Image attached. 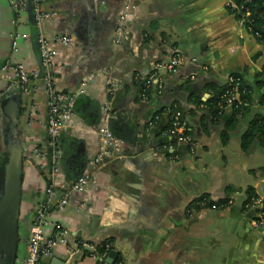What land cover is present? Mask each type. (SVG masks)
<instances>
[{
  "label": "crops",
  "instance_id": "obj_1",
  "mask_svg": "<svg viewBox=\"0 0 264 264\" xmlns=\"http://www.w3.org/2000/svg\"><path fill=\"white\" fill-rule=\"evenodd\" d=\"M16 1L0 0V184L7 141L22 140L23 148L15 264L27 254L30 220L47 184L60 193L99 153L106 113L119 145L90 164L88 184L63 208L52 207L43 232L59 226L66 241L45 263L95 264L88 244L107 240L120 263L264 264V226L245 208L249 187L264 203V141L244 145L250 123L264 116V47L230 12V0H42L47 16L40 23L29 0L19 10ZM40 31L55 49L53 89L77 94L59 150L45 129L49 91L42 77L21 92L2 68L9 60L42 72ZM58 34L71 42L55 41ZM175 53L181 61L168 71L163 64ZM153 71L165 79L162 100L183 107L197 141L192 152L175 139L160 146L147 123L153 110L135 99ZM234 74L254 92L232 123L211 117L204 101L207 82L223 86ZM9 98L18 102L14 124ZM82 241L87 245L70 255Z\"/></svg>",
  "mask_w": 264,
  "mask_h": 264
},
{
  "label": "built area",
  "instance_id": "obj_2",
  "mask_svg": "<svg viewBox=\"0 0 264 264\" xmlns=\"http://www.w3.org/2000/svg\"><path fill=\"white\" fill-rule=\"evenodd\" d=\"M32 12L38 23H40L46 16L47 13L41 9L42 0H29ZM27 2L25 0H18L14 3V7L19 10L25 8ZM229 6L237 7L232 0L229 1ZM121 29V26H119ZM18 34H13L12 36V47H16ZM54 40L59 43L71 42L72 38L66 34H58L54 37ZM39 41V55L40 63L42 66V72L37 68H32L24 65L21 62H10L5 60L2 65V68H9L12 71V75L15 81L18 83L21 92L27 91L30 87L31 81L41 76L44 80L46 89L49 91V100H48V114L45 122V129L48 136L50 145L54 150H59V137L61 131L66 127L74 113V104L77 94L75 92L67 91H55L53 89V75L49 70L53 56L55 54V49L48 45V39L40 31L38 35ZM181 61V56L179 53L173 54L171 59L164 63L163 66L168 71H174L176 66ZM151 82L156 83L157 91L162 90V79L160 75L153 71L145 77V85L148 86ZM228 89L226 93V104L228 107L239 105L243 102V94L247 93V88L244 86L242 79L230 76L228 78ZM143 99H146V95H142ZM157 117V116H155ZM170 125L165 130V133L175 139L179 143H183L187 146L189 151H193L197 145V141L188 129V119L184 115L183 111L175 107L171 116H170ZM108 113L104 116V123L99 127V153L96 154L93 158L90 159L88 167L83 170V172L69 185L63 189L60 193L57 192L53 182L47 184L45 188V197L39 201L33 215L30 220L29 225V236L27 238V254L22 261V264H47L43 260L44 257L51 255L53 252L54 246L58 242H65V231L56 226L52 234L49 236L45 235L43 232V225L47 222V216L50 213L52 207L63 208L67 203L69 195L72 191L80 190L86 186L91 179L92 170L90 169V164H94L100 160L103 153L109 151V148H117L119 145V138L115 136L112 130L107 124ZM154 120H149V124L152 125ZM172 144H170L171 146ZM55 197L54 202H51V198ZM249 202H246V210H252L255 212L254 223L258 226H264V211L258 210L259 206H262V201L259 198L251 197ZM87 245L86 242H81L76 248H71L69 251L70 255L75 254L81 247ZM91 250V253L95 257V264H121L118 261L109 262L107 260L109 256V251L112 247L110 241H100L97 243L88 244Z\"/></svg>",
  "mask_w": 264,
  "mask_h": 264
},
{
  "label": "trees",
  "instance_id": "obj_3",
  "mask_svg": "<svg viewBox=\"0 0 264 264\" xmlns=\"http://www.w3.org/2000/svg\"><path fill=\"white\" fill-rule=\"evenodd\" d=\"M234 4L237 5V7L232 6V4L229 6L230 12L234 13L236 17L241 20L246 26L250 33L254 34V36L258 39V41L263 45L264 47V0H232ZM233 77L240 78L242 77L239 74L232 75ZM243 81V79H242ZM244 86L247 88V93L243 94L242 100L243 102L239 105H233L230 106L233 110L231 113H227L226 110L228 108L226 104V91L228 89V82L221 86L219 84H216L214 82H207L205 87L209 89L210 96L204 101L206 105V111L207 113L216 119H223L227 120L228 122H234L239 113L241 112V109H243L247 102L249 97L252 95L254 91H252L251 87L247 85L244 81ZM165 79L162 80V90L160 92L157 91L156 83L151 82L148 86L145 85V80L142 79V83L139 87V94L140 96H136L135 99L141 98L143 94L146 95L145 99V106H149V108L152 111V115L150 116L149 120H154V124L151 128V131L155 134V136H159L160 138L158 141V144L160 146L168 143L174 142V139L169 137L165 130L170 125V116L175 109V107L180 108L183 110V107L180 104H169L167 105L166 102H164L162 99L163 94L165 93ZM222 92V97H221ZM191 97L189 96L188 99ZM187 104L185 101V109L187 108ZM163 110H166V113L163 115ZM157 116V117H155ZM147 121V123L149 122ZM164 133V134H163ZM245 141L244 145H251L254 141L257 139H261L264 141V116H259L255 120H253L246 133L244 134ZM167 151V150H166ZM79 172L75 177L72 178V180L76 179L79 174ZM257 198V194L255 192V189L252 187H249L246 191V202H249L248 200L251 198ZM259 210L264 211V207L260 208Z\"/></svg>",
  "mask_w": 264,
  "mask_h": 264
},
{
  "label": "water",
  "instance_id": "obj_4",
  "mask_svg": "<svg viewBox=\"0 0 264 264\" xmlns=\"http://www.w3.org/2000/svg\"><path fill=\"white\" fill-rule=\"evenodd\" d=\"M11 100L12 108L9 117L14 124L17 123L18 102L14 98H9V101ZM17 128V126H13V135H17V132L21 131L20 128ZM22 149V140L12 138L7 141L0 184V264H15L17 255L21 183L23 178ZM51 256L52 254L44 257L43 260L48 261ZM116 256V248L112 246L107 260L109 262L115 261ZM121 264L128 263L121 262Z\"/></svg>",
  "mask_w": 264,
  "mask_h": 264
},
{
  "label": "rangeland",
  "instance_id": "obj_5",
  "mask_svg": "<svg viewBox=\"0 0 264 264\" xmlns=\"http://www.w3.org/2000/svg\"><path fill=\"white\" fill-rule=\"evenodd\" d=\"M262 207H264L263 204H262V206H259V207L257 208V211H258L260 208H262ZM22 235H23V234H22Z\"/></svg>",
  "mask_w": 264,
  "mask_h": 264
}]
</instances>
